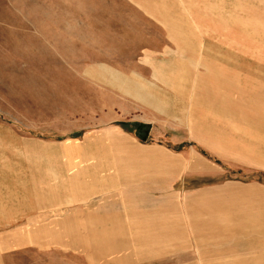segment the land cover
I'll list each match as a JSON object with an SVG mask.
<instances>
[{
	"label": "rangeland",
	"instance_id": "374dc122",
	"mask_svg": "<svg viewBox=\"0 0 264 264\" xmlns=\"http://www.w3.org/2000/svg\"><path fill=\"white\" fill-rule=\"evenodd\" d=\"M222 37V46L255 61L256 78L248 72L247 60L232 76H225L222 62H213L206 68L210 74L200 77L202 85L194 89L200 68L201 74L207 72L205 64L196 67L169 53L177 48L174 41L187 49L200 46V39ZM104 70L123 79L137 73L146 85L133 76L119 90L90 76L104 75ZM249 79L255 85L250 87ZM136 92L155 108L137 99ZM145 125L150 129L144 138ZM110 132L142 149L138 157L128 155V171L154 175L159 182L151 188L166 187L164 200L173 204L183 199L188 206L191 199L200 201L217 191L221 197L222 192L225 201L214 211L226 230L209 244L242 240L246 245L241 250L256 245L264 251V0H0V264H56L58 256L85 257L88 229L98 244H111L116 235L117 241L154 250L177 241L195 246L192 253H160L144 264L206 260V254L197 253L206 238L201 233L179 229L167 237L145 227H165L174 220L124 221L119 206L111 203L90 206L98 211L87 220L88 206L70 193L71 181L60 187L52 180L66 160L49 152H71V144ZM48 186L58 200L49 201ZM244 188L255 192L231 198L232 191L235 196ZM249 196L255 203L242 211ZM200 207L193 210L195 222L210 218ZM50 229L60 236V230L70 232L61 239H75L77 247L73 242L40 247ZM226 251L208 252L209 264L217 256L232 260ZM236 255L244 259L249 252Z\"/></svg>",
	"mask_w": 264,
	"mask_h": 264
},
{
	"label": "crops",
	"instance_id": "0c3cea01",
	"mask_svg": "<svg viewBox=\"0 0 264 264\" xmlns=\"http://www.w3.org/2000/svg\"><path fill=\"white\" fill-rule=\"evenodd\" d=\"M216 33V32H213ZM195 36H199L196 35ZM217 37V36H214ZM223 40H226L225 37H222V40L216 39V40H202L200 39V46H195L191 48H181L182 43H180L179 40H175L174 44L177 45V48L175 51H169V53H172L174 55H178L183 57L184 60L189 61L192 65H195L196 67L201 66L202 64H205V70L207 72L200 73L202 70L198 71L199 74L196 75L197 86H201L200 77L204 75H209L208 69H206L209 65H212L213 62H222L221 69H224L225 76H232L236 71H240L243 68H245L244 64L242 65V61H249L247 64L248 66V72L251 73L250 75L252 78H256V71H257V64L252 58H247L245 56H241L238 53L234 52L231 49L226 48L225 46H222ZM186 43V42H185ZM236 43V42H235ZM191 45V44H189ZM237 46H240L239 42L236 43ZM170 54V55H172ZM254 66V68L251 67ZM104 75L98 73H91L90 76L95 78L96 80H106L108 81L112 86H116L119 90H122V88H125L126 84H123L124 81L128 82L131 81L132 77L135 76L137 78L142 79L145 82L146 80L143 79L142 76H140L137 73H134L133 76L129 78L123 79L121 75H119L114 70H104ZM108 71H111L109 73ZM230 71H233L232 73ZM246 71V69H244ZM252 79V80H253ZM115 80V81H114ZM118 80V82H117ZM256 80V79H255ZM250 87L251 85H255V81H251L249 79ZM233 86L239 87L240 84L236 83L234 78L232 79ZM249 86V85H248ZM198 87V88H199ZM197 88V90H198ZM147 89V87H146ZM150 90V89H149ZM148 94V93H147ZM136 98L140 99L142 103H144L147 106H153L154 102L152 100L146 99L145 96L141 95L139 92H136ZM149 95V94H148ZM133 97V96H131ZM148 98V97H147ZM221 103H224V101H220ZM155 108V106H153ZM258 118V117H255ZM106 152H111L108 156ZM142 149L135 145L132 141L128 140L127 138H123L120 136H116V133H108L104 136H101L99 138H95V140L90 141L87 140L85 143H74L71 144V152H64V151H56V152H49L51 156H57L58 158H65L66 166L63 168V171H66V175H60L62 170L60 172L55 173L56 177H53L52 180L56 179L58 182L56 185H59L60 187L62 184H66V181H71L69 184V188L72 189L70 193L73 192V194L78 197L80 200H84V204L88 206L87 213L83 214V217L87 220H90L92 213L95 214V212L98 211H92L90 206H93L95 204L102 206H106L109 203L113 205L119 206V212L118 214L121 215L124 218V221H127L128 218L136 217L135 219H144L148 221H165V222H171L174 220L173 223L168 224L164 223L166 226L160 225L158 223L156 226L153 224H150L152 227L146 226L147 229H155L161 234H164L167 237H173L176 235L175 231L177 232L179 229H188L189 231L193 233H201L202 236H206L202 244L199 246V250H197V253H203L206 254V260H202L205 257L201 256L196 261H194V257H190L188 260V263L186 264H209V256H207L208 252L211 253H223L225 254V251L228 253H232L234 256L233 259H227L225 256H217V260L212 262V264L219 263V264H264V251L261 249H258L259 246L256 245H250L245 246L243 250H241V245L243 241L240 240L236 244H230L227 239L222 241L221 243L215 242V244H209V239L211 237H214L216 233L222 230H226L225 226L219 221L218 219V213H216L214 210L217 206H220L224 203L225 197L223 198L222 192L221 197L218 194L219 191L215 192L213 196H206L205 199H202L200 201H197L195 198L191 199L188 206H187V200L178 201L177 202H170L167 200H170L167 197V200L165 199V193L164 189L166 187H161V185H157L154 188H151L153 184H156L159 182L158 179L155 181L154 175H151L149 173H146L144 171H128V166H126V163L128 162V155L131 154V152L134 154V157H138L140 154H136L138 152H141ZM93 152H99L98 154H95ZM103 152V153H101ZM127 152V153H126ZM99 156V157H98ZM89 161V162H88ZM115 161L116 164H113L112 162ZM170 162V160H168ZM140 172L142 174H140ZM42 180L40 182H44L45 178H41ZM44 179V180H43ZM52 180L48 181L46 180V183L52 184ZM52 187H55L52 184ZM48 186V191L52 192L51 197L49 198V201L56 200L58 196H54L55 191H53V188ZM57 190L59 187H56ZM107 191L106 193L102 194L99 197L94 196L95 194H99L100 190ZM246 189V188H244ZM65 195H68V190H65ZM252 193L255 191H246L241 190L239 192V195L235 193V196H233V191L231 198L235 199L237 201V198H241L244 196H240L244 193ZM213 193L212 191L206 192V194ZM64 195V194H63ZM255 196V195H253ZM253 196H249L247 200L244 203L245 208L242 209V211H248V209L255 203ZM59 199V198H58ZM57 199V200H58ZM231 199V200H232ZM102 200L104 202H102ZM234 201V202H235ZM238 203H233V205H237ZM200 205L201 211H208L210 214L209 219H202L197 220L195 222V217L193 210L196 206ZM140 206L146 207L144 210L140 209ZM171 206V208H170ZM122 208V212L121 209ZM102 210V208H100ZM183 213H182V212ZM184 215V220H181L180 214ZM82 215V214H81ZM171 216H177V219H172ZM84 218L79 219L80 221L85 220ZM121 219V218H120ZM76 221V219H72ZM121 221H123L121 219ZM253 228L254 225L250 224ZM241 227V226H239ZM254 232L258 233V230L253 228ZM61 236H65V233H70L68 231L60 230ZM77 231V230H75ZM65 232V233H64ZM88 236L89 238H86V242L84 243L83 247L85 249V257H78L75 256V254L71 256H63L62 259L57 258L56 264H144L147 261L156 260L161 255H157L160 253H179V252H185V253H192L193 247L186 245L184 241L176 243L175 245L171 246H155L156 249L154 250L152 246H144V245H132L128 244L129 241L123 242V240H118L119 237L116 235H107L105 233V236L110 237L113 239V242L111 244H105V242H100V244L97 243L96 238L94 235L96 233H93V230L88 229ZM175 233V234H174ZM94 234V235H93ZM61 236L57 229H50L48 230V233L42 237H47L48 239L42 240V244L40 247L49 248L50 246L59 245V244H66L68 242H73L72 246L73 248H76L75 245V239L73 241L66 239H61ZM70 237V236H69ZM225 242V243H224ZM202 246V247H201ZM198 247V246H196ZM240 247V248H239ZM249 247V248H246ZM97 248L100 250L98 252L102 253L100 257H97L95 255V252L97 251ZM148 248V249H146ZM50 249V248H49ZM214 249V250H213ZM50 253L49 251H47ZM247 253L249 252L248 257H245L244 259H241L240 255H236L238 253ZM93 253V256L91 255ZM113 253H121V255H117L113 257ZM129 253H133L135 255H129ZM145 253H152V256H146ZM140 254V255H138ZM58 255H61L58 253ZM65 255V253L63 254ZM165 256V255H163ZM165 258V257H164ZM48 259V256H47ZM41 264H45L44 260L41 261ZM48 264V261L47 263Z\"/></svg>",
	"mask_w": 264,
	"mask_h": 264
},
{
	"label": "water",
	"instance_id": "95a60500",
	"mask_svg": "<svg viewBox=\"0 0 264 264\" xmlns=\"http://www.w3.org/2000/svg\"><path fill=\"white\" fill-rule=\"evenodd\" d=\"M150 126L149 125H145L142 128V131L144 132V134H142V136L145 138L146 134L149 132Z\"/></svg>",
	"mask_w": 264,
	"mask_h": 264
}]
</instances>
